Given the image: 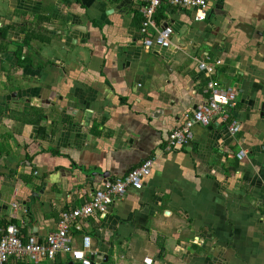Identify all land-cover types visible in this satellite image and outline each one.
I'll list each match as a JSON object with an SVG mask.
<instances>
[{
	"label": "crops",
	"instance_id": "crops-1",
	"mask_svg": "<svg viewBox=\"0 0 264 264\" xmlns=\"http://www.w3.org/2000/svg\"><path fill=\"white\" fill-rule=\"evenodd\" d=\"M142 6L0 0V224L42 238L150 158L140 189L75 222L74 245L90 235L93 264H264V0H212L205 20L163 2L155 19L173 27L171 46L149 49L138 43ZM207 54L223 60L211 77L237 92L236 105L169 147L209 96ZM40 264L79 263L58 254Z\"/></svg>",
	"mask_w": 264,
	"mask_h": 264
},
{
	"label": "built area",
	"instance_id": "built-area-1",
	"mask_svg": "<svg viewBox=\"0 0 264 264\" xmlns=\"http://www.w3.org/2000/svg\"><path fill=\"white\" fill-rule=\"evenodd\" d=\"M143 2V21L141 34L143 38L138 43L149 49L152 47L167 48L171 46L173 27L166 25L158 27L155 19L157 9L163 2L172 5L194 8L197 20H205L209 12V5L212 0H141ZM156 31L154 37L147 36L149 30ZM223 64L221 58H215L207 54L199 60V68L210 74L207 82L208 98L192 111L186 114V119L178 127H175L168 138V146H186L193 140L192 128L195 124L205 126L211 125L217 117L226 121L229 117L228 110L236 105L237 92L226 88L221 81L211 77ZM229 129L232 133L240 130L238 120H233ZM245 152L238 153V157L243 159ZM153 167V159H145L139 165L133 167L125 175L107 180L104 184L96 188L90 199L82 206L69 211H63L58 221L56 231L40 238L31 232L22 233L21 225L15 223L0 224V264H7L11 259L20 261H33L40 264L45 260H52L58 254L70 255L79 264H93L90 257L94 253L91 246V236L84 235L82 246L74 245L73 233L79 228L75 222L80 218L91 215H106L110 206L120 197L124 196L129 187L140 189L143 186L144 178L150 174ZM12 208L17 210L19 204H12ZM147 264H153L151 257H146ZM157 264H163L157 263Z\"/></svg>",
	"mask_w": 264,
	"mask_h": 264
},
{
	"label": "water",
	"instance_id": "water-1",
	"mask_svg": "<svg viewBox=\"0 0 264 264\" xmlns=\"http://www.w3.org/2000/svg\"><path fill=\"white\" fill-rule=\"evenodd\" d=\"M208 13H209V12H208ZM207 18H208V15H207ZM207 18H206V19H207ZM26 203H27V201L24 202L25 209H26L27 212H28L27 217L30 219V221H32V220H33V216L31 215L30 206H27Z\"/></svg>",
	"mask_w": 264,
	"mask_h": 264
}]
</instances>
